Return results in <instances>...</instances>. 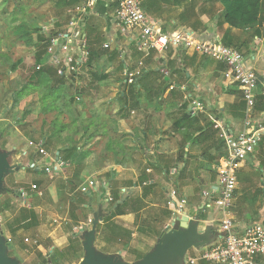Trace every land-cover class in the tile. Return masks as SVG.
Segmentation results:
<instances>
[{
  "label": "rangeland",
  "instance_id": "374dc122",
  "mask_svg": "<svg viewBox=\"0 0 264 264\" xmlns=\"http://www.w3.org/2000/svg\"><path fill=\"white\" fill-rule=\"evenodd\" d=\"M57 1L58 0H0V52H5L7 57H9L13 62L20 60L17 65V71L13 73L7 72V68L0 63V156L5 158V161L8 162L7 170H9L3 174V183L0 186H3L10 191L7 193L8 196L1 200L0 203L6 208L7 211H9L11 218L7 217V219L9 223L11 222V225H17L15 223L17 217L14 215H17V212L24 207H30L31 210H34L31 207L32 202L30 203V201H28L29 199L26 200V197L29 198V196L32 195L30 200H35L36 203L40 204L41 210H35L37 212V218L40 220L38 222L39 225L36 226L37 228L31 229L32 231L26 233L24 236H20L22 241L27 236H34L38 240H43L47 233L53 231L58 227L59 223H62V226L60 227H63V234H66L65 236L68 238L67 244L81 245V243L88 239L89 234L92 231L93 237H95L97 240H100V235L111 223L120 222L122 225H124L125 223L130 224V222L118 221L115 219V217L111 218L114 213L118 214L120 211H123V209H120V205H118L117 209L114 208V210H112L113 208L111 207V204L114 203V200L111 201L110 198H113L114 195L117 194L120 195L118 196L120 199L125 195V192L123 195L120 193V191L117 192V185L113 180L115 177L113 171L106 172L104 169L107 163L110 162V154L103 151H97L96 147L89 146L84 141V134L91 132L89 130L90 127L95 129V135L101 133V129H99L96 125L98 122L92 119L90 120V117H85L80 123H78V125H73L69 122L67 116H90V113H92L93 110L96 112V107H93L94 109H92V111L87 108V105L91 103L89 100L92 99L79 96L77 94V90L80 88H83L84 90L86 86L92 83L95 79H99L98 77L101 75L104 76V79L101 80L100 86L97 85L98 91L96 93V97L98 96L100 99H104L101 105L106 107L107 104L111 103L109 109L115 107V109L118 111V114L124 116H127L126 112L129 110L120 108L122 106V101L119 100V92L122 91V87L119 86V82L125 78L124 72L118 67L122 59L121 56L117 57L116 60L111 64H106L104 61L98 63L94 61L90 67H86V61L84 60L85 62L83 68L80 69L78 77L74 78V80L72 77H70L67 80L63 91L64 94L59 99V101L56 102L57 110L46 109V112H43L44 105H47L52 100L50 97L46 98V101L44 102L40 100L41 94L44 93V91L40 90L42 89L41 87L34 90L30 89L25 94V96L19 100L18 105L14 106L13 93L19 90L24 84L25 78H28V76L31 74L35 56H37L36 54L38 52L41 53L44 49L45 44L40 42V32L43 28L49 30L48 32L44 31L45 34L43 35L45 39H48L49 37L46 36V34L50 32L53 26V30L55 31L56 29L55 25L53 24L56 22V20H58V15L62 11V9L57 7ZM144 1L150 11L157 10L158 4L156 6V1ZM164 1L169 3L167 0H163V2ZM182 1L184 2L185 0ZM186 2L188 1H185V6ZM214 4L215 3H213V0H196L197 8L194 13L182 14L181 12L183 7H169L162 9L160 15L162 19H164L169 24H182L199 32L201 35L209 34V32L213 31V22H219V25L222 24V17L224 15L222 10L220 11ZM201 15H203L205 18L202 19ZM213 17L215 18L214 20ZM88 23V29L91 38L98 39L99 36H103L101 38L103 45L107 38L104 36V33H106L105 21L102 19L93 18L90 19ZM19 24L21 27H23V29H32L31 35L29 34L30 39L26 38L28 34L25 33L26 30L22 31L21 27L19 30H16V27ZM255 34H258L259 38L264 37V15L257 29L251 28L249 30L239 31L233 35L231 42L233 46L238 47L237 50L241 52L248 50V48L251 46H255V51L258 52L262 50L264 46H262L261 43H256L254 41L253 36ZM19 35L22 39L19 37ZM99 46L100 40L96 46L98 50H100ZM105 50L111 52L113 49L112 47H109V49ZM107 51L104 52V54L108 55ZM259 55L262 56V54ZM138 60L139 58H133L134 62ZM50 63L53 67L57 66L52 62ZM180 65L183 64H174L175 68L180 67ZM145 67L147 68V64L144 62L141 68ZM148 70L150 69L148 68ZM191 71V75H194L193 80H195L197 83H204V80L207 77H199L198 74ZM210 77H214L213 79H216L218 84H222L223 82L225 83L223 78L221 79L218 73H216V76H213L212 74ZM79 79L85 82L83 86L76 85V82L79 81ZM172 79L173 82H176V77L173 76ZM202 89H204V87H202ZM92 92H94V90H91V95L93 94ZM199 92L197 91V93L195 92L193 95L195 97L197 96L198 99L203 103V106H205L206 102L201 96L204 95V93L203 91ZM238 104L239 103L237 102L235 106ZM144 111L142 110L141 112L142 116H145L146 110ZM234 112L237 115L240 113L238 110H234ZM54 117L56 118L54 119ZM106 125H108V127H112V124H109L108 122H106ZM63 126L64 128L62 129ZM93 128L91 129L93 130ZM40 141L43 142V146L41 147L42 151L47 154V159L45 160V163L47 164L50 163L55 152H62L64 147L66 148V146H69L70 143V148L78 146V154H76L71 164L62 165L60 171L53 175L52 179H50L49 175L46 174H41L40 177L37 174L27 170L29 164L37 162L41 158L45 159L46 157H43L36 148V145ZM101 141L102 140L99 139V141L94 142H96L95 144H98ZM29 143H32V146L29 145ZM60 155L62 156V153ZM165 158L166 156L162 155L159 157V160L165 162L168 165V175L164 173L165 177L162 179L161 183L155 186L160 188L157 189L159 197L158 203L163 207H160L159 205L158 210L160 212L157 213L155 211L154 213H150L152 217L159 216V221L162 219L160 223L156 224V228L158 229L163 228L165 225V228H167V225L172 221V212L168 202L169 195L167 190L174 189L179 195L180 193L182 194V191H179V175L176 173L172 174L170 171L173 167V160ZM206 161L207 167H203L199 175L196 174L199 179H192L191 181L192 184L190 187L193 189H191L193 193H191V195H194V197L196 196V192L199 194V189L206 190L209 188V185L214 184L217 181L215 175L213 181V171L211 173V170H214L212 167L213 157ZM253 174L254 177H252V181L255 182L257 180V174L255 172ZM37 179H40V182L36 185L35 181ZM86 179L96 182V187L98 189L97 193H90L93 201L87 208L81 206L80 203L82 197L77 190L81 182H83L82 184H86V182L89 181ZM196 181H200V184L197 185ZM252 181L250 182V185L255 184ZM32 184L36 185L35 190L31 189ZM248 185L247 178L245 177L242 170L239 174V187L236 193V200L235 202L233 200V207L235 210V215L233 216L237 222L240 221L245 223L252 222L254 220V217L251 215V213L246 214L248 209L244 207V198L247 193L246 190L249 188ZM53 186L54 189L51 190L50 188ZM12 190L18 192L19 195L17 194V196H15L12 194ZM21 191L23 194H21ZM39 193H41V195H39ZM132 193L134 194L135 191H132ZM147 212L148 211H144L146 215ZM22 214L24 215L25 213ZM213 215L215 216L217 214L210 211L209 216L213 217ZM189 226L195 230V232L192 234L194 240L198 238L200 239L204 236L205 231L198 233L200 226L194 221V219L191 221ZM1 228L2 223L0 229ZM81 228L83 230L82 232H79V229ZM19 229L20 227L16 228L15 230L18 232ZM34 229L35 231H33ZM177 230L187 234L185 235V238L183 237L181 242L178 241L175 243L172 241V243L178 246H186L188 243L189 234L191 233L181 227H178ZM167 233L169 232L166 230L163 231V234ZM161 237L155 245H153L154 243L152 244L154 247L152 249L153 251L155 249L157 250L159 242L161 241ZM95 238H93V241ZM131 239H133L132 245L135 246V248L134 250H128L131 253L136 252L138 255L134 254L135 256H133L129 252L122 250L124 247L127 248V242H121L119 249L112 248L116 250H110V252L115 253L117 250H119L122 252L121 256L123 260L135 262L134 264H142L143 261L141 262V259L144 260L147 255L146 253H149L152 250L148 249L146 242L137 240V237ZM11 240V244H14L12 238ZM17 240L15 239V242H18ZM42 244L48 246L45 241ZM97 245H99L98 242ZM27 247L29 249V253H24V256H21L20 258L21 262H19L22 264H36L37 259H34V255L31 254V244L28 243ZM61 250L63 251L64 249ZM101 250L104 251V249ZM53 251L55 255H59V253L62 252H58V249H54ZM106 251H108V248ZM190 251L191 250H188V252L186 251V254L183 256V258H181L182 262L179 263L178 260H176L174 263L173 260L175 259H173L172 261L165 264H189L185 263V261L187 257L192 256ZM63 253L64 251L60 254ZM19 255H22L21 252ZM31 259H33L35 263L31 261Z\"/></svg>",
  "mask_w": 264,
  "mask_h": 264
},
{
  "label": "crops",
  "instance_id": "0c3cea01",
  "mask_svg": "<svg viewBox=\"0 0 264 264\" xmlns=\"http://www.w3.org/2000/svg\"><path fill=\"white\" fill-rule=\"evenodd\" d=\"M153 1L157 2L156 6L158 4L156 11H150L146 6L145 1L143 0L144 7L146 8V13L151 17L160 19L164 23L171 25L164 19H162L160 15L162 9L169 7H183L181 13L185 14V1L190 0H185L180 5L172 4L170 3V1L169 3H166L165 1L163 2V0ZM213 3H215L214 5H216V7L220 11L222 10L224 14V9L222 8L223 6H221L219 3H216V1H213ZM96 9L97 10L93 15L88 16L81 23V30L83 31L84 35H89L88 22L93 18L102 19L103 21H105L106 33H104V36L107 37V34L108 36L110 34H113V22L110 19L111 14L108 16H104L102 13V7L98 6ZM201 18L203 19L205 17L201 15ZM214 19L215 18L213 17V20ZM176 25L187 27L182 24ZM254 29L257 28L254 27ZM111 30L112 32H110ZM212 30L213 31L209 32V34L204 35L213 36V38L219 40L221 44H223L222 39L224 38L225 34H230L233 38V35L239 32V30L232 29L226 24L219 25V22L215 23V21L213 22ZM255 37L263 40L262 46H264V37L259 38L258 35H254L253 39ZM255 50V46H251L250 48H248V50H245L243 52L249 53L254 51L255 53H258L257 55L259 57V61L256 66L259 73H261V71L264 70V48L258 52H256ZM259 54H262V56ZM134 57L139 58V56L137 57V55H135ZM102 61L104 60L97 61L96 63ZM105 63L107 64V62ZM176 63L183 64L180 65V67H184L186 69L187 76L189 77L188 80L182 81L179 85H177L176 83V86H184L186 88V93L189 96L193 97V100L197 101L200 100L197 96L195 97L193 93H197V91H203L204 93V95L201 96L202 99L206 102L205 107L207 109L204 112L194 114L196 116H192L190 122L184 120L183 116H179L177 108H170L167 104L166 99L164 100V98H161L156 101L155 96L149 97L150 95H153V93L150 92V88L148 87L149 85L146 84L144 87L139 82H136V93L138 94L139 104L132 109L125 108V110H129V114L128 112H126L127 116L119 115L115 107L109 109L111 103L107 104L106 107L102 106L101 103L104 99H100V97L98 96L96 97L98 88L93 92L92 95L83 96L92 99L89 100L91 103L88 102L89 104L87 105V108L92 111V109H94L93 107H96V112H94L93 110V112L90 113V116H67L69 122L73 125H78V123H80L85 117H90V120L92 119L98 122L96 125L99 129H101V133L95 135V129L93 127H90L89 130L91 132L84 134V141L89 146L96 147L97 151H103L110 154V162L107 163L104 169L106 172L113 171V174L115 175L113 180L117 185V192L120 191L122 195L125 192L124 196L126 204L120 205V209H123V211H120V213L118 214L114 213L111 218L115 217V219H117L118 221H127L130 222V224L125 223L124 225H122L120 222H113L106 228L104 232H102V234L100 235V240H97L95 237H93L95 239L94 241L92 240L90 248L93 250L95 264H134L135 262L123 260L121 251L117 250L115 253H111L110 250H116L112 248L119 249L121 242H127V248L124 247V249L122 250H125L135 256L138 255L136 252L131 253L128 250H134L135 248V246L132 245L133 239L131 238L137 237V240L146 242L148 249L152 250L154 248L152 244L154 243L153 245H155L159 241L160 237L164 236L163 231L166 230V225L161 229L156 228V224L160 223L162 219H160L159 221V216L152 217V215L150 214L154 213L155 211L157 213L160 212L158 210L160 204L158 203L159 197L157 192V189L159 187L155 186L161 183L162 179L165 177L164 173L168 175V165L165 162L159 160V157L162 155L166 156L165 159L173 160V167L170 170L172 174L176 173L178 175L183 170L182 175L178 176V182L182 183L184 186L181 190L179 189V191H182V194L180 193V195H178L180 197L183 196L186 199L187 203L184 208V212L179 218L185 216L188 217L189 221H192L194 219V221L197 222L200 226V230H198V232L201 233V231H205L204 236L201 238V240L199 241L198 239L195 242L205 244L206 246H210L215 242L217 225L216 223H214V221L215 219L219 218L220 213L215 212L217 215H213V217L209 216L210 211L207 210H204L201 213H197V209L200 208L203 202L201 194L208 188L206 190L199 189V194H197L198 192H196L195 198L194 195H191L193 189L192 187H190V185L192 184V179H199L196 174L199 175L202 171V168L207 167L206 160L220 154V146L218 145V142L222 140L219 136L221 131L224 128L228 131L234 132L240 130L242 128L243 118H241L239 114L237 115L234 112L233 106H235V104L238 102L237 98L233 95L226 94L224 91L226 88H229L226 86L227 84H225L224 82L222 84H218L216 82V79H213L214 77H210V75L212 74L213 76H216V73L213 71V69L214 66L218 65V63L209 61V63L205 64V61H203L200 57H196L195 60L192 61L190 56L181 55L177 58L176 55L174 56V54H172L171 57L169 56L168 60L166 61V68L168 70V76H165L166 79L170 76L171 68H175L174 64ZM210 63H213V66H211ZM83 65L81 68H83ZM148 68L152 70L153 68H155V64L149 61V63L147 64V71ZM190 71L198 74L199 77H207L204 80V83H197L195 80H193L194 75H191ZM217 73L222 79V72ZM260 80L264 82V78L261 77ZM84 84L85 82L82 80L76 82L77 86H83ZM98 86H100V83H98ZM119 86L122 87V91L119 92V96H121L119 100L122 101V106L120 108H123L126 96L125 94H127L129 85H126V87H124L122 85V81H120ZM202 87H204V89H202ZM145 88L146 90H148L145 91ZM215 91L217 94L215 93ZM179 92L181 95L185 96L184 92ZM142 110H146L145 116H142ZM214 114L215 116H213ZM55 118L56 117H54V119ZM216 121H219V125L217 128H215V125L218 123ZM106 122L112 124V127H108V125H106ZM207 123H211L212 127L206 129L205 125ZM91 128H93V130ZM201 130L203 132H201ZM198 137L200 138L196 139ZM99 139L102 140L98 143L100 145L95 144L96 142L94 141H99ZM181 153L184 154L183 160H179V155ZM175 168L176 172L174 171ZM242 170L245 177L247 178L249 185L252 181V177H254L253 173L255 172L257 174V180L255 182L252 181L255 184L250 186L248 185L249 188H247V193L244 198V207L248 209L247 212L245 210L244 211L246 212V214L251 213V215H253L254 217V220L252 222L245 223L240 221L238 222L245 225L259 222L263 223L264 190H262L260 187V181L261 177L264 176V138L257 150L255 161L249 160L239 169L237 178L238 184L239 174ZM37 175L40 176L41 174L37 173ZM187 175H189L190 178ZM142 177L147 178V181L143 184L140 183ZM36 181H40V179H37ZM196 182L197 185L200 184V181ZM2 183L3 179L1 181V184ZM50 189H54V186ZM132 191H135V193L133 194ZM8 192L10 191L7 188H4V192L0 193V201L8 196ZM236 193L237 190L235 192L234 202L236 200ZM39 195H41V193H39ZM31 196H29V198L26 197V200L29 199L28 201H30V203L32 202L31 207L34 210H31L30 207H24L23 209L18 211L17 215H14L15 217H17V220L15 222L17 225H11V222H8L7 217L11 218V216L9 215V211H7L6 208L0 203V226L2 223V228L0 229V260L2 261V263L22 264L20 263V258L21 256H24V253H29V249L27 247L29 243L32 246L31 254L34 255V259H37L36 264H83L87 254V252L84 250L85 242L77 246H80V249L73 251L72 248H75L76 245L67 244L68 238L67 236H65L66 234H63V227H60L62 226V223H59L56 229L47 233L44 238L45 240H38L34 236H27L23 241L20 239V236H24L26 233L32 231L31 229L37 228L36 226L39 225L38 222L40 220L39 218H37V212L35 210H41V207L40 204L36 203L35 200H30L32 198ZM160 207L163 206L160 205ZM144 211H148L147 215L144 213ZM232 212V214L235 215L234 207H232ZM22 213H25V219L22 218ZM18 227H20V229L17 232V230L15 229ZM33 231H35V229ZM11 238L13 239L14 244H11ZM15 239L18 242H15ZM44 241L48 244V246L42 244L44 243ZM97 242L99 243V245H97ZM107 248L108 251H106ZM54 249H58V252L62 251L61 249H64V253L60 254L63 252L62 251L59 253V255H55L53 251ZM101 249H104L105 252ZM188 250H191L190 252L192 253V256L187 257L185 263L191 264L190 262L193 261V264H208L201 260V255L203 254L205 248L194 246L187 248L186 250L183 247H179V249L176 250L173 249V251H171L172 256L168 255L167 258H162L161 260H159L158 264H165L172 261L173 259H175L173 260V262L178 260V262L180 263L182 262L181 258H183V256L186 254V251L188 252ZM158 251V248L157 250H152L150 251L151 253H146V256L153 255ZM20 252L22 255H19ZM31 261L34 262L33 259H31ZM142 261L143 259H141V262Z\"/></svg>",
  "mask_w": 264,
  "mask_h": 264
},
{
  "label": "built area",
  "instance_id": "2783aa9c",
  "mask_svg": "<svg viewBox=\"0 0 264 264\" xmlns=\"http://www.w3.org/2000/svg\"><path fill=\"white\" fill-rule=\"evenodd\" d=\"M77 1L78 3L66 12L68 23L55 34L52 33L54 26L46 34L50 41L47 51L51 55V62L57 65L55 67L58 73L66 79L77 78L83 61L89 55L81 23L93 15L98 6L102 7L104 16L111 14L114 31L107 36L102 47H112L119 52L126 85L136 84L142 73L147 71L146 67L141 68L144 62L148 64L150 61L155 64L153 69L168 76L166 61L172 54L177 58L181 55L206 58L224 66L222 78L226 86H233L240 92L244 112L240 130L234 132L224 128L221 131L219 136L225 144L226 156L221 158L215 167L216 183L209 185L201 194L203 202L197 213L204 210L220 213L219 218L214 221L217 225L215 242L210 246L202 244L201 248L205 250L201 260L208 264H264V222L245 225L237 222L232 214L238 187V171L249 160L255 161L257 150L264 138V112L255 110L257 96L264 97V82L260 80L261 77L264 78V70L259 73L256 66L259 61L258 53L241 52L224 46L213 36L201 35L195 30L173 23L168 25L148 15L143 0ZM44 31L49 30L43 28L42 33ZM254 41L263 43V40L256 37ZM135 55L139 56L136 62L133 61ZM173 89L185 93V99L190 101L188 112L194 115L206 111L202 102L193 100V97L186 93L184 86L172 84L169 90ZM216 122L218 123L215 128L219 125V121ZM29 145L32 146V143ZM42 146L43 142L40 141L36 148L43 157L46 156L45 159L41 158L28 167L39 174L49 175L52 179L64 163L58 152L54 153L50 163H45L47 154L42 151ZM260 187L264 190V176L261 177ZM31 189L35 190L36 186L31 185ZM78 190L90 198V193L98 191L93 180L82 184ZM167 193L172 224L180 219L187 202L174 189L168 190ZM110 200L113 201V198ZM83 207L87 208L86 205ZM171 224L167 226L166 231L172 228ZM79 232H82V228Z\"/></svg>",
  "mask_w": 264,
  "mask_h": 264
},
{
  "label": "trees",
  "instance_id": "16d2710c",
  "mask_svg": "<svg viewBox=\"0 0 264 264\" xmlns=\"http://www.w3.org/2000/svg\"><path fill=\"white\" fill-rule=\"evenodd\" d=\"M168 2L170 1V3L172 4H182V0H167ZM216 1V3H219L221 6H223L222 8L224 9V15L222 18V24H226L228 27L235 29V30H239V31H244V30H248L251 28H258L257 26L259 25L263 15H264V0H213ZM78 3L77 0H58L57 1V7L62 9V11L60 12V14L58 15V20H56V22H54L55 25V31L52 33H56L57 31H59L60 29H62L69 21V18L66 14L67 10H69L70 8L74 7L76 4ZM196 0H190L188 2H186V8H185V14L187 13H194L196 7ZM64 24H63V23ZM63 25H62V24ZM20 24L17 25L16 30L20 29ZM25 28V27H24ZM21 30H26L23 29V27H21ZM32 30V29H31ZM31 30H26L25 33L27 34L28 39L29 38V34L31 35ZM28 31V32H27ZM25 35V34H24ZM44 33H42V31L40 32V42L45 44L44 45V49L42 50L41 53H37L35 56V61L34 64L32 66V70H31V74L28 76V78H25V82L24 84L21 86V88L19 90H17L16 92L13 93V104L14 106L18 105L19 100L25 96V94L30 90H34V89H38V88H42L40 89L41 91H44L43 94H41L40 96V100H42V102L46 101V98H51L52 101H50L47 105H44L43 107V112H46V109H56L57 110V106H56V102L59 101V99L63 96L64 94V87L65 84L67 82L68 79H66L64 77V75H61L58 73L57 68L53 67L51 62V55L48 53V48H49V38L45 39L43 37ZM258 35V34H255ZM26 36V35H25ZM93 36V35H92ZM20 37V35H19ZM86 37V47H87V51H88V57L86 58V67H90V65L94 62V61H100V60H104L105 62L108 63H113L117 57H119V52H117L116 50H113L111 52H108L107 50H105L102 47V42H101V38L103 36H99L98 39L96 38H91V35H85ZM21 38V37H20ZM22 38H23V34H22ZM21 38V39H22ZM100 40V50L97 49V44L98 41ZM232 37L230 34H225L224 38L222 39V43L223 45L227 46V47H231L237 50L238 47L233 46L232 42ZM108 52L107 54H104V52ZM239 51V50H238ZM102 52V53H101ZM196 58V56H192L191 59L192 61H194ZM203 61H205V64L209 63V59L206 58H201ZM20 60H16L15 62H13L9 57H7V54L4 52H0V63L2 65H4L7 68V72L13 73L15 71H17L18 69V62ZM83 61V63L85 62ZM105 65V64H104ZM211 66H213V63H210ZM119 69H121L123 71V64L120 61L119 65H118ZM225 70L224 66L222 65H216L214 66L213 71L215 73L217 72H223ZM175 76L176 77V82H173L172 77ZM78 77V76H77ZM75 77H72V79L74 80ZM99 79H95L92 83H90L88 86H86L83 90V88H80L79 90H77V94L79 96H85V95H91L90 92L91 90H97L98 88V83L101 82V80L104 79V76H99ZM188 76H187V71L184 67H180V68H171V72H170V76L166 77L161 74L158 70L156 69H152V70H148V71H144L142 73V75L139 77L137 83H141V85H143L145 87L146 84H148L147 86L150 88V92L153 93V95H148L149 97H154L156 101L158 99L164 98V100L166 99L167 104L170 108H177L178 109V114L179 116H183V119L190 122L191 121V117L192 116H196L191 114L190 112H188V105L189 102L188 99H185L186 97H184L183 95L180 94L178 89H173V90H169L170 86L174 83V85H179L182 81L184 80H188ZM80 81V79H79ZM122 81V85L124 87H126V84L124 83V80ZM137 83L134 85H129L128 90H127V94H125V102L123 104V109L127 108V109H132L135 108L139 102H138V94L137 92ZM226 87V86H225ZM229 88H226L224 91L226 94H230L233 95L237 98L238 100V105L237 106H233L234 110H238L239 116H241V118H243V112H244V103L241 100V94L240 92L232 87V86H227ZM87 88V90H86ZM91 88V89H90ZM90 89V90H89ZM145 91L146 88L144 89ZM93 93V92H92ZM124 93V92H123ZM129 96V98H128ZM121 97V96H119ZM240 100V102H239ZM206 108V107H205ZM255 110L257 112H264V97H260L257 96L256 98V104H255ZM215 116V115H213ZM206 129L212 127L211 123H207L205 125ZM214 127V126H213ZM64 128V126L62 127V129ZM61 131V130H59ZM201 132H203L201 130ZM202 135V134H201ZM200 137L196 138L199 139ZM218 145L220 146V154L217 156H213V169L211 170V173L213 171V181H214V175L216 176V172H215V167L218 165L219 160L223 157L226 156V148H225V144L223 142V140H220L218 142ZM71 146H66V148L64 147L62 152H58L59 156L61 157V159L63 160L64 164H71V162L73 161V159L75 158L76 154H78L77 150H78V146L77 147H72ZM73 149V150H71ZM71 150V151H70ZM65 152V153H64ZM62 153V156L60 155ZM183 156L184 154L181 153L179 155V160H183ZM210 169V168H209ZM208 169V170H209ZM28 171L33 172L34 174H37V172L33 171L32 169H30L29 167L27 168ZM176 170V168L174 169V171ZM79 172V171H77ZM183 170L178 174V175H182ZM78 178V175H77ZM217 178V176H216ZM147 181V178H143L140 180V183L143 184L144 182ZM36 185L37 183H39L40 181H35ZM83 182H81V184L79 185V187L82 185ZM35 185V184H34ZM35 185V186H36ZM179 188L182 189V187L184 186L182 183H179ZM79 187L77 188V190L79 189ZM196 190V189H195ZM13 191V190H12ZM79 191V190H78ZM4 192V188L0 186V193ZM79 193L81 194L82 200H81V206L86 205L87 207L91 205L92 203V197L90 198L89 195L87 194H83L79 191ZM12 194H14L15 196H17L18 192L13 191ZM79 194V195H80ZM19 195V194H18ZM113 204H111V207L113 208L112 210L117 209L118 205H125L126 204V200H125V196H122L120 199L118 198V195L115 194L113 197ZM23 219H25V214L21 215ZM168 216V215H167ZM200 217V216H199ZM32 219V218H31ZM78 245H76L75 248H72L73 251H76L78 249H80V246L77 247ZM203 264V263H202Z\"/></svg>",
  "mask_w": 264,
  "mask_h": 264
},
{
  "label": "water",
  "instance_id": "95a60500",
  "mask_svg": "<svg viewBox=\"0 0 264 264\" xmlns=\"http://www.w3.org/2000/svg\"><path fill=\"white\" fill-rule=\"evenodd\" d=\"M7 166H8V162L5 161V158H2L0 156V185L3 174L9 171L7 170ZM190 223L191 221H189L188 217L185 216L181 217L180 219H177L175 223H172L171 224L172 228L170 230H167L169 233L164 234V236L161 238V241L159 242L158 245L159 251L157 253H154L153 255L146 256L142 264H158L159 260H161L162 258H167L168 255L172 256L171 251H173V249L175 250L179 249V247H183L185 250L192 246L201 247L202 243L200 244L198 242H195L199 238L196 240L193 239L192 234L193 232H195V230L189 226ZM178 227H181L191 233L189 234L188 243L186 244V246H178L172 243V241H174L175 243H177L178 241L181 242L183 237L185 238V235L187 234V233L179 232L177 230ZM92 240H93V231L89 234V237L88 239H86L84 244V250L87 252V254L83 264H95L93 250L90 248ZM200 240L201 238L199 239V241ZM0 264H3L1 260H0Z\"/></svg>",
  "mask_w": 264,
  "mask_h": 264
}]
</instances>
